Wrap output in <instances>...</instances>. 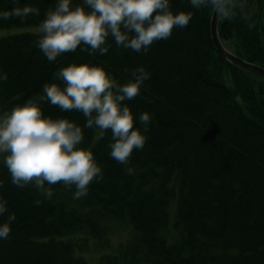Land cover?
<instances>
[{"label":"trees","instance_id":"trees-1","mask_svg":"<svg viewBox=\"0 0 264 264\" xmlns=\"http://www.w3.org/2000/svg\"><path fill=\"white\" fill-rule=\"evenodd\" d=\"M171 2L174 11H192L193 19L146 55L109 38L106 55L78 47L49 63L35 42L55 0H21L18 6L34 4L40 15L0 20V29L33 31L0 36V72L8 75L0 83V113L39 94L59 68L88 61L121 82L144 66L151 79L127 103L137 116L147 111L153 117L144 148L126 165L109 155L110 131L101 136L84 129L83 146L102 168L86 197L73 199L74 186L62 183L45 184L51 199L32 184L16 187L0 163V195L16 215L8 239L0 241V264H264V86L254 85L264 80L217 52L214 9ZM14 6L0 0V11ZM227 11L218 23L221 42L264 67V0H229ZM44 110L85 123L76 111L49 104ZM119 233L123 239L112 242ZM89 240L102 248L94 260L87 258Z\"/></svg>","mask_w":264,"mask_h":264},{"label":"clouds","instance_id":"clouds-1","mask_svg":"<svg viewBox=\"0 0 264 264\" xmlns=\"http://www.w3.org/2000/svg\"><path fill=\"white\" fill-rule=\"evenodd\" d=\"M12 3L17 6L0 11V20L19 18L23 22L40 15L34 4L21 7V0ZM188 3L196 10L211 7L228 15L229 0ZM192 19V11H174L171 0H55L54 7L44 13L35 43L49 63L78 47L90 56L106 55L109 38L117 47L146 55L155 42L168 40L174 28L184 29ZM7 79V73L0 72V83ZM150 79L144 66L132 69L125 82L115 79L104 66L88 61L59 68L39 94L0 113V163L7 168L11 183L44 189L47 199L53 191L45 189V184L62 183L70 189L74 186L73 199L86 197L90 184L102 179V168L91 147L83 146L84 129H98L101 136L110 131V157L118 164H128L134 150L144 148L153 117L147 111L137 116L127 102L139 96ZM45 104L61 112H79L85 123L81 126L68 118H54L45 113ZM6 213L0 222V241L8 239L16 220L0 195V217Z\"/></svg>","mask_w":264,"mask_h":264},{"label":"water","instance_id":"water-1","mask_svg":"<svg viewBox=\"0 0 264 264\" xmlns=\"http://www.w3.org/2000/svg\"><path fill=\"white\" fill-rule=\"evenodd\" d=\"M220 15L221 14H218L216 11H214L212 18H211V24H210L211 36H212L213 43L218 53L224 59H226L229 63L234 65L236 68H239L243 71H246L250 74H253L259 78L264 79V68L243 61L242 59L233 55L223 46V44L221 43L219 39L218 32H217L218 20H219Z\"/></svg>","mask_w":264,"mask_h":264},{"label":"rangeland","instance_id":"rangeland-1","mask_svg":"<svg viewBox=\"0 0 264 264\" xmlns=\"http://www.w3.org/2000/svg\"><path fill=\"white\" fill-rule=\"evenodd\" d=\"M35 29V28H33ZM26 31H31V28H22V29H11V30H4V29H0V36H6V35H10V34H17V33H22V32H26ZM33 32V31H31ZM255 88L257 86H264L263 83L261 82H255ZM116 230H122L121 227H118L116 228ZM127 233V230H124V233ZM112 242H118V240H121L123 239V235H121L120 233L119 234H115L112 236ZM89 243H90V246L88 248L89 250V254L87 255V258H91L92 260L95 259V257H98L99 255V252L101 251L102 248H99V246H96L95 245V241L93 240H89ZM116 246V244H114Z\"/></svg>","mask_w":264,"mask_h":264}]
</instances>
